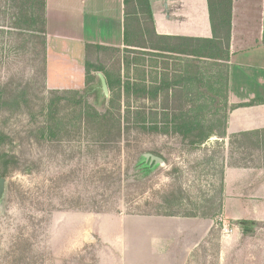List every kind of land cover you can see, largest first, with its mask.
Returning a JSON list of instances; mask_svg holds the SVG:
<instances>
[{
    "label": "rangeland",
    "instance_id": "374dc122",
    "mask_svg": "<svg viewBox=\"0 0 264 264\" xmlns=\"http://www.w3.org/2000/svg\"><path fill=\"white\" fill-rule=\"evenodd\" d=\"M11 39L9 45L17 41ZM125 53L100 56L114 71L124 57L138 59L131 75L139 79L145 72L149 79L150 54ZM31 57L28 52L9 51V59L0 61V81L42 82L43 67ZM123 68L122 64L124 75ZM86 88L80 92L104 112L111 92L103 93L98 74L95 88ZM130 103L146 105L158 114L163 110L153 101ZM122 105L124 109V98ZM215 106L219 108L190 110H201L204 121L223 122L228 109L223 104ZM215 111L216 117L209 116ZM42 122L40 113L0 115V131L13 140L4 148L7 153L13 150L20 160V170L0 176L6 179L0 206V264H264V152L249 157L248 169L225 167L235 171L227 184L224 172L219 216H144L139 213H152L163 196L173 194L178 200L182 196L185 203L199 200L200 193L213 197L219 179L207 175L211 166L206 159L227 155L228 142H223L220 155L216 138L193 148L179 136L138 132L117 149L91 144L85 134L52 143L36 131ZM148 154L162 158L164 164L151 169L149 161H143ZM3 166L0 162V171ZM94 203H109V211L93 212Z\"/></svg>",
    "mask_w": 264,
    "mask_h": 264
},
{
    "label": "trees",
    "instance_id": "16d2710c",
    "mask_svg": "<svg viewBox=\"0 0 264 264\" xmlns=\"http://www.w3.org/2000/svg\"><path fill=\"white\" fill-rule=\"evenodd\" d=\"M125 4L127 9L130 4L138 6L139 13L144 15V20L147 22V28L139 27L132 35L127 30L124 53L137 54L141 52L132 48L150 50L149 44L134 39H150L152 35H155L152 27L150 1L125 0ZM232 5L233 0H208L214 38L213 40L183 39L187 43L183 50L185 54L197 58L221 60L223 64L228 61L232 29ZM45 11L46 0H0V61L9 59V51L28 52L32 55V61L36 63L40 61L44 74L42 82L36 79L17 84L10 81H0V115L26 113L28 116H34L40 113L43 122L36 131L41 138L52 143H59L63 140L73 141L85 134L91 144L117 149V146L121 145L124 140H128L127 138L131 133L138 132L179 136L184 143L193 148H202L212 138H216L215 146L219 150L217 153L221 154L224 147L223 142L227 139V114L224 115L223 122L217 121V119L204 121V113L201 110H189L183 113L182 109H174L172 112L169 109H163L161 114H158L155 109L146 105L133 107L130 103L131 100L149 102L155 98L156 94L150 89L145 72L140 75L139 79H135L131 75L133 67L138 64L134 59L130 60L129 57H124L122 63L118 62L120 65L118 71L111 70L102 62L103 56L100 54H119L121 53L120 49L90 44L86 46V87L93 86L95 88L97 74L101 73L106 78L111 92L104 112H100L88 102L87 93L47 90ZM9 37L17 41L11 39L12 44L9 45ZM158 39L164 38L158 37ZM165 44L161 46L162 50H176L168 42ZM143 53L145 55L150 54L148 52ZM95 55L98 62L94 60ZM122 64L124 75L121 69ZM123 98L125 100L124 109L122 107ZM244 106L242 105V107ZM216 112L209 116L216 117L218 115ZM8 142L11 146L13 144L12 138L0 131V162L4 165L3 171H0L1 177L8 172L10 174L20 170L19 157L13 150L9 149V153H7L4 148ZM228 144L229 152L227 155L222 153L218 159H206V165L210 164L211 166L206 172L207 175L219 179V185L213 197L206 198L208 194L200 193L199 200H188L185 203L184 200H181L183 199L182 196L178 200L179 197L171 194L163 196L152 213H139V215L213 219L222 214L225 167L250 168L248 167L249 157L255 155L256 152H264V130L232 135L228 138ZM236 154H240V157L235 158L234 155ZM246 161L248 162L246 163ZM110 178L112 179V177ZM119 181L121 182V179ZM217 196H220L218 200ZM94 204V208L91 209L93 212L104 213L109 211V207H107L109 203L102 206L98 203ZM147 204L149 206V203ZM23 259L24 255L22 254L20 261Z\"/></svg>",
    "mask_w": 264,
    "mask_h": 264
},
{
    "label": "crops",
    "instance_id": "0c3cea01",
    "mask_svg": "<svg viewBox=\"0 0 264 264\" xmlns=\"http://www.w3.org/2000/svg\"><path fill=\"white\" fill-rule=\"evenodd\" d=\"M149 1L155 35L134 39L149 44L150 50L132 49L150 53L146 78L156 106L190 110L223 104L228 109L226 142L232 135L264 130V0H233L224 64L183 51V39L214 38L208 0ZM45 14L46 86L61 92L86 87L87 45L125 50L127 30L132 35L147 28L138 6L127 9L125 0H46ZM166 42L176 50H162ZM233 169L225 171V184Z\"/></svg>",
    "mask_w": 264,
    "mask_h": 264
},
{
    "label": "water",
    "instance_id": "95a60500",
    "mask_svg": "<svg viewBox=\"0 0 264 264\" xmlns=\"http://www.w3.org/2000/svg\"><path fill=\"white\" fill-rule=\"evenodd\" d=\"M99 79L101 81V89L103 93L107 96L109 95V88L106 81V78L103 74H98ZM143 161H149L150 165L152 166L151 169H154L155 167H159L160 165L164 164V160L160 157H156L154 155L148 154L143 156ZM6 195V179L0 178V206L3 203V200Z\"/></svg>",
    "mask_w": 264,
    "mask_h": 264
}]
</instances>
